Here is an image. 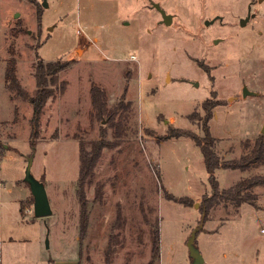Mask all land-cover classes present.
I'll use <instances>...</instances> for the list:
<instances>
[{"label": "rangeland", "instance_id": "obj_1", "mask_svg": "<svg viewBox=\"0 0 264 264\" xmlns=\"http://www.w3.org/2000/svg\"><path fill=\"white\" fill-rule=\"evenodd\" d=\"M47 2L0 0V264H148L157 228L156 264H192L187 242L213 190L200 147L168 136L182 129L203 137L207 103L225 160L264 140V0ZM153 3L173 15L171 25ZM249 5L255 17L242 27ZM217 16L223 22L205 25ZM12 59L30 94L37 60L69 64L60 74L68 87L47 102L37 130L30 104L6 88ZM244 86L260 95L244 98ZM93 87L110 109L124 105L115 118L96 115ZM80 140L88 150L99 140L110 146L86 187L85 231ZM31 159L51 204L43 218L25 181ZM254 175L264 176V165L215 173L220 190ZM253 193L257 206L222 204L205 214L196 245L206 264H264V187Z\"/></svg>", "mask_w": 264, "mask_h": 264}, {"label": "trees", "instance_id": "obj_2", "mask_svg": "<svg viewBox=\"0 0 264 264\" xmlns=\"http://www.w3.org/2000/svg\"><path fill=\"white\" fill-rule=\"evenodd\" d=\"M68 67L69 64L60 61L44 63L43 61L37 60L33 66V76L35 78L36 88L33 93L30 94L19 82L16 61L12 59L6 63V88L14 94V97H18L23 101L28 102L32 107L30 124L32 125L33 130H37L40 126L41 117L47 102L52 98L63 95L66 91L68 84L65 80L60 79V74L65 72ZM107 99L104 90H100L96 87L91 89L92 107L96 111V115L101 116L107 114L108 117L115 118L118 115V109L122 108L123 110L124 105L119 104V106H117L118 109L117 107L110 109ZM203 108L206 112L202 124L204 132L203 137L182 129H177L175 133L168 136L171 138H180L183 136L189 137L202 151L206 171L209 174V181L213 190V194L210 197L204 198L203 212L207 215L210 210L222 204H232L237 208L244 204L257 206V196L253 193V190L257 187H264L263 175H254L249 178L241 179L229 189L220 190V185L215 177V173L218 169L248 172L251 169L264 165L263 138L260 137L254 143L245 142L243 144V153L239 158L225 160L217 149L216 138H214L210 132L209 121L211 119V109L207 103L204 104ZM35 146L36 144L32 141L31 147L34 149ZM79 148L81 166L77 188L80 205L82 207V230L85 231L88 222L86 187L91 183L94 169L96 168L102 151L110 148V146L102 140H99L91 143L90 150H88L85 141L80 140ZM100 189V187L97 189L96 199H100L101 197ZM153 235L154 238L151 248L152 256L148 264H156L161 259V238L159 228L153 232ZM79 264L81 263L79 262Z\"/></svg>", "mask_w": 264, "mask_h": 264}, {"label": "water", "instance_id": "obj_3", "mask_svg": "<svg viewBox=\"0 0 264 264\" xmlns=\"http://www.w3.org/2000/svg\"><path fill=\"white\" fill-rule=\"evenodd\" d=\"M43 6L48 7L47 0H43ZM152 6L160 13L161 18H162L161 22L167 26L171 25V23L173 21V15L168 14L161 7V5L159 3H153ZM19 15H20L19 13H16L15 18H18ZM253 17H255V15L252 14L251 11H249L247 18L241 19L240 25L242 27H245L248 24V22L250 21V19ZM218 20L220 22H222L223 18L220 16H217L213 20H206L205 25L210 26L211 24H214ZM219 42H220V40H216L215 44H218ZM194 86L198 87L199 83L195 82ZM242 94H243L244 98H246L247 96H259L260 95V94L254 93V92H250L246 86H244V88L242 90ZM231 100H232V98H231ZM262 133H264V127L262 130ZM32 164H33V160L31 159L29 161V164L27 167L25 181L28 183V185L31 189V193H32L33 198H34L35 216L43 218V217H46V216H49L52 214L51 204H50V201L48 198V194H47L45 185L41 181L36 179L34 177V175L32 174ZM195 207L198 208L199 204H195ZM204 218H205V213L202 216V220H201L200 225L193 230V232L191 233V236L187 242L189 254H190V257L192 260V264H206L202 253L200 252L199 248L196 245L197 235L204 228Z\"/></svg>", "mask_w": 264, "mask_h": 264}, {"label": "crops", "instance_id": "obj_4", "mask_svg": "<svg viewBox=\"0 0 264 264\" xmlns=\"http://www.w3.org/2000/svg\"><path fill=\"white\" fill-rule=\"evenodd\" d=\"M47 1H48V0H47ZM47 3H48V2H47ZM2 186H3L2 189H5V186H6V185H3V184H2ZM18 204H19V206H20L19 201H18ZM20 209H21V208H20ZM21 213H22V211H21ZM55 264H56V263H55Z\"/></svg>", "mask_w": 264, "mask_h": 264}, {"label": "flooded vegetation", "instance_id": "obj_5", "mask_svg": "<svg viewBox=\"0 0 264 264\" xmlns=\"http://www.w3.org/2000/svg\"><path fill=\"white\" fill-rule=\"evenodd\" d=\"M251 8H252V5H249L248 6V13H249V11H251ZM223 22V21H222Z\"/></svg>", "mask_w": 264, "mask_h": 264}, {"label": "built area", "instance_id": "obj_6", "mask_svg": "<svg viewBox=\"0 0 264 264\" xmlns=\"http://www.w3.org/2000/svg\"><path fill=\"white\" fill-rule=\"evenodd\" d=\"M39 1H41V0H39ZM79 33H80V31H78Z\"/></svg>", "mask_w": 264, "mask_h": 264}]
</instances>
